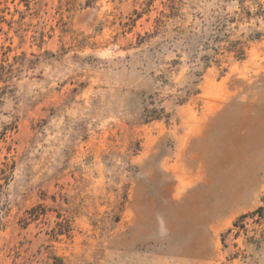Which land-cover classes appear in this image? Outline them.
<instances>
[{"label":"rangeland","instance_id":"rangeland-1","mask_svg":"<svg viewBox=\"0 0 264 264\" xmlns=\"http://www.w3.org/2000/svg\"><path fill=\"white\" fill-rule=\"evenodd\" d=\"M258 32L264 0H0V264H264Z\"/></svg>","mask_w":264,"mask_h":264},{"label":"trees","instance_id":"trees-1","mask_svg":"<svg viewBox=\"0 0 264 264\" xmlns=\"http://www.w3.org/2000/svg\"><path fill=\"white\" fill-rule=\"evenodd\" d=\"M264 39V33H255L253 35H251L249 37V41L250 42H259L261 40ZM228 52L233 53L234 54V58L237 60H243L244 59V51L242 49V47H238L236 46V44H234L233 46L230 45V47L227 49ZM203 60H206L205 57H203ZM205 66H208V63H204Z\"/></svg>","mask_w":264,"mask_h":264},{"label":"bare ground","instance_id":"bare-ground-1","mask_svg":"<svg viewBox=\"0 0 264 264\" xmlns=\"http://www.w3.org/2000/svg\"><path fill=\"white\" fill-rule=\"evenodd\" d=\"M208 196L212 199V201H214V199H217L215 198V195L212 197V192ZM220 198L226 199L225 204L221 202L224 205V209L234 206V193L232 192L231 188H229L225 193H221Z\"/></svg>","mask_w":264,"mask_h":264}]
</instances>
